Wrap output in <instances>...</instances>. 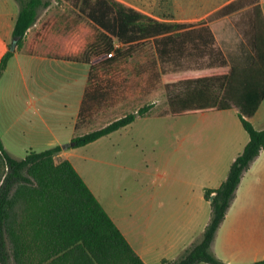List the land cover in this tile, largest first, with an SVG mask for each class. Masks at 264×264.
<instances>
[{"label": "trees", "instance_id": "trees-1", "mask_svg": "<svg viewBox=\"0 0 264 264\" xmlns=\"http://www.w3.org/2000/svg\"><path fill=\"white\" fill-rule=\"evenodd\" d=\"M77 1L85 6L89 19L100 31L92 43L93 53L107 55L115 50L116 55L107 63L132 57L139 51V44L147 41H152L162 63L171 62L176 68H182L184 60L200 62L206 56L208 68L229 63L223 50L216 46L208 19L198 24H173L156 20L119 0ZM16 2V50L9 45L3 55L0 78L10 59L24 46L40 10L51 5L50 0ZM246 7L252 9L249 31L255 56L251 64L161 78L167 108L160 115L181 117L236 110L249 134V142L231 164L227 178L218 188L205 191L212 213L202 234L176 258L163 259L162 264H232L220 259L213 245L244 174L264 149V128H255L251 121L264 101V13L259 0H232L210 15L218 19ZM115 39L122 48H115ZM86 52L54 57L90 63ZM94 69L92 66L89 73L94 90L86 92L76 128L85 124L87 118L91 120L94 104L107 97L102 85L94 81ZM152 107L144 105L105 126L76 134L64 146L30 149L22 158L8 152L0 136V264H146L71 160L60 153L64 148L86 146L125 127L147 115ZM248 264H264V259Z\"/></svg>", "mask_w": 264, "mask_h": 264}, {"label": "crops", "instance_id": "crops-1", "mask_svg": "<svg viewBox=\"0 0 264 264\" xmlns=\"http://www.w3.org/2000/svg\"><path fill=\"white\" fill-rule=\"evenodd\" d=\"M15 1L0 0V61L13 40L19 14ZM119 1L144 11L143 5L156 4L157 0ZM262 9L264 13L263 6ZM248 19L251 22L252 15ZM37 24L38 20L33 27ZM248 32L247 49L230 51L229 66L252 63L255 51ZM33 47V43L28 45L25 41L0 78V136L8 152L18 158L30 149L41 151L64 146L80 134L81 127L76 128L79 113L87 90L89 93L94 90L93 81H89V63L62 60ZM191 67L185 74L201 72ZM104 102L94 104L95 114ZM168 115L148 113L142 117ZM192 116L196 117L194 125L181 129L182 141L189 146L186 157L180 164L176 161L171 169L169 165L158 167L154 186L142 193L132 220L116 212L114 203L107 201L103 192L92 180L87 181L85 172L73 163L72 158L85 146L64 148L60 153L71 160L146 264L176 258L202 234L212 213L211 201L205 197L206 189L218 188L223 183L231 164L249 142V134L236 110ZM135 121L116 131H128ZM251 121L255 128H264V101ZM110 163L114 162L110 160ZM213 251L220 259L234 264L264 259V149L244 174L236 198L218 230Z\"/></svg>", "mask_w": 264, "mask_h": 264}, {"label": "rangeland", "instance_id": "rangeland-1", "mask_svg": "<svg viewBox=\"0 0 264 264\" xmlns=\"http://www.w3.org/2000/svg\"><path fill=\"white\" fill-rule=\"evenodd\" d=\"M50 1L49 7L40 10L37 26L26 37L27 44L33 43V49L38 48L47 55L80 56L87 51L91 59L89 66L95 67L97 75L94 81L102 85L107 93L101 110L94 113L91 120L87 118L85 125L79 129L80 134L102 127L148 104L153 105L149 113L159 115L167 108L161 78L185 74L190 66L192 69L208 70V56L200 62L184 60L182 68H176L171 62L162 63L152 41L140 43L139 51L128 59L119 57L117 61L107 63L106 60L116 55L115 50H112V57L106 53H93L92 43L100 31L89 19L85 6L77 0ZM230 1L157 0L156 4L143 5L144 11L136 9L156 20L173 24H198L208 19L217 40L216 46L228 59L230 51L244 52L247 49L248 18L252 15V9L246 7L228 16L210 18L214 11ZM259 1L264 7L263 0ZM115 48H122L117 39ZM228 67L229 63L212 69ZM194 118L192 115H168L163 118L139 116L128 131L121 129L81 148L72 158L73 163L85 172L87 181L92 180L103 192L107 201L110 199L114 203L116 212L132 220L133 210L139 206L142 193L154 186L158 167L169 165L171 169L176 161L180 164L186 157L189 146L182 141L181 129L192 127Z\"/></svg>", "mask_w": 264, "mask_h": 264}, {"label": "water", "instance_id": "water-1", "mask_svg": "<svg viewBox=\"0 0 264 264\" xmlns=\"http://www.w3.org/2000/svg\"><path fill=\"white\" fill-rule=\"evenodd\" d=\"M10 48L16 50V43H15V39L13 38L11 44H10Z\"/></svg>", "mask_w": 264, "mask_h": 264}, {"label": "built area", "instance_id": "built-area-1", "mask_svg": "<svg viewBox=\"0 0 264 264\" xmlns=\"http://www.w3.org/2000/svg\"><path fill=\"white\" fill-rule=\"evenodd\" d=\"M114 55V52H111V53H108L107 54V56H109V57H111V56H113ZM215 195V193H212V196H214Z\"/></svg>", "mask_w": 264, "mask_h": 264}]
</instances>
